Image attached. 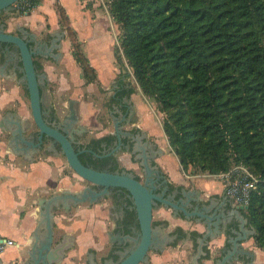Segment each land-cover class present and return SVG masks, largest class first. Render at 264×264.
Segmentation results:
<instances>
[{
  "label": "crops",
  "instance_id": "1",
  "mask_svg": "<svg viewBox=\"0 0 264 264\" xmlns=\"http://www.w3.org/2000/svg\"><path fill=\"white\" fill-rule=\"evenodd\" d=\"M89 1L39 0L38 5L28 13L15 12L0 19V26L5 25L6 33L14 34L18 30L19 35H35L44 46L59 38L60 47L55 53H60L61 56L57 60L41 55L34 57L39 70L41 69L39 72L47 76L41 86L46 104L55 110L58 106L63 107L62 114L58 113L59 120H63L69 112V102L76 101L78 122L75 126H81L85 130L80 143H84L86 139L114 135L116 124L126 134L133 135V130H141L144 136L141 140L146 138L147 142L140 145L148 144L146 147L150 159L158 158L161 170L174 186L200 192L201 201L208 206L213 205L211 212L220 207L219 210L227 214L237 208L231 200L221 206L226 196L224 186H216L212 182L197 180L182 173L177 156L172 154L176 158L175 163L168 158L167 145L150 139L157 136L161 138V142L164 141L150 114L146 112L142 99L145 96L141 89L135 80H128L116 62L119 26L112 19L108 6L89 4ZM57 5L65 11V24L61 23ZM69 29L75 32L84 54L96 71L97 78L94 82L87 83L80 65L72 55ZM44 46L43 51H46ZM131 90L133 92L130 94ZM105 97L109 101L104 109L101 101ZM104 111L113 130L93 134L102 129L101 115ZM5 119L14 130L17 128L16 123L20 122L26 129L25 138L30 137L27 129L32 124V118L26 97L8 58L0 57V121ZM129 137L134 141V137ZM11 140V131L0 128V238L17 243L0 256V264H25L29 260L28 253L35 237L44 238L45 230H38L42 214L41 201L60 195L65 190H72L65 188L68 178L63 174L64 167L60 157L38 151L30 159L26 153H18L15 150L18 145H10ZM149 145L153 146V151L149 149ZM23 147L26 146L20 142L19 148ZM151 153L154 156L151 157ZM122 160L120 157V161ZM85 188L86 186L81 190ZM203 191L207 195L202 194ZM100 202L79 204L74 206L76 208L72 212L62 215L57 214L60 208H56L54 246L69 243L65 257L59 264L98 263L108 233L109 218V201ZM154 217L156 220L167 219L171 227L162 229V234L169 239L163 250L149 253L150 260L147 264H217L232 248L231 240L238 236V225L233 219V226L229 225L226 233L222 226L223 234L216 233L215 238L210 239L204 248L205 254L196 259L198 239L206 233V227L194 220L176 218L174 214L170 216L163 209L158 210ZM177 228L184 231L185 237L179 240L176 234V238L172 240V234ZM194 232L199 233L200 237L193 238ZM242 248L253 253V258L242 255L238 261L228 264H264V251L256 246L253 237L243 242Z\"/></svg>",
  "mask_w": 264,
  "mask_h": 264
},
{
  "label": "trees",
  "instance_id": "2",
  "mask_svg": "<svg viewBox=\"0 0 264 264\" xmlns=\"http://www.w3.org/2000/svg\"><path fill=\"white\" fill-rule=\"evenodd\" d=\"M109 11L120 29L116 59L125 58L143 95L165 113L182 168L215 175L243 163L260 178L243 213L264 251V0H110ZM69 35L84 78L94 82L96 71Z\"/></svg>",
  "mask_w": 264,
  "mask_h": 264
},
{
  "label": "water",
  "instance_id": "3",
  "mask_svg": "<svg viewBox=\"0 0 264 264\" xmlns=\"http://www.w3.org/2000/svg\"><path fill=\"white\" fill-rule=\"evenodd\" d=\"M18 2L19 0H0V19L5 15L17 12L16 4ZM3 44H6V49L9 48V45H13L19 51V53L11 52L12 59L8 60L26 97L31 112L32 124L35 123L39 129L36 142L34 134H31L29 138H25L24 133L26 129L22 127L20 122L16 123L17 128L14 130L9 127L6 119L0 121V128L10 130L12 133V140L9 144L13 147L14 144H17L18 146L15 150L18 153H26V156L30 159L33 154L41 151L46 143H49L48 149H53L56 145H60L61 153L65 156H61L60 158L68 162L69 167L75 174L89 183V186H86L84 190L78 192L65 190L60 195H55L41 201L42 214L38 230H45L44 238L41 239L40 236L35 237V242L28 253L29 260L25 264H59L65 257L69 243L66 242L54 246L56 208L63 205L67 211L70 210L71 206H77L85 202H89L90 204L98 203L100 200L108 197L110 189L113 188H120L129 192L136 207L140 230L136 236H134L135 232L130 231L126 235L116 234L117 232L113 225L117 214L115 213V206L109 202L108 233L97 264H147L150 260L149 252L163 250L169 239L167 235L162 234L160 227L155 228L153 225L154 207L157 206L158 202H161L167 208L170 207L172 209L176 218H178V211L181 210L186 215V219L191 220L186 207L192 206L196 202H202L200 192L182 188L183 198L185 199V201H181L182 205L173 202L174 196L171 202L170 200H165L160 195L154 194L148 184L153 186L154 177L160 171L151 164L146 147L148 144L140 145L139 143L140 139L144 137L143 135L139 137L140 139L135 144L132 154L135 155V160L143 159L140 165L146 176L145 184L137 180L133 172L127 170L121 173H113L95 169L84 164L80 159V155L86 151H76L74 146V144H80V142H77L78 137L76 134L82 135L85 131L83 127L75 126L78 122V113L75 107L76 101L71 100L68 106V114L63 120L55 122L52 125L49 124L45 117L50 114L51 109L48 112L43 110L44 97L41 86L44 84L47 76L39 72L34 57L41 55L57 60L61 56L60 53H55L60 47L59 38L53 39L50 45L47 44L46 46L45 44L44 46L43 42L37 40L35 35L26 37L25 35L6 33L5 25H2L0 26V45ZM43 46L46 48V51H43ZM33 129L35 130V126ZM114 135L121 144V135L133 137L132 134L124 133L118 124L115 125ZM20 142L26 147L20 149ZM149 149L153 151V146L149 145ZM118 151L119 148L113 151L112 154L116 155ZM93 187L103 189L97 191ZM230 200L226 193L225 200L221 206L228 204ZM212 208L213 205L208 206L204 204L203 211L198 212L196 210L198 213H193L202 218V220H196V222L206 227V233L202 234L198 239L196 259L205 254L204 248L210 239L215 238L216 233L223 234L222 226L225 233L227 232L229 225L233 224V219L238 224V236L231 240L232 248L217 264H228L232 263V261H238L242 255L253 258V253L242 248V243L247 242L256 234V230L249 225L248 219L243 214L249 207L235 208L227 214L221 212L219 210L220 207L211 212ZM174 238L176 236L172 237V240ZM117 245L119 247L128 246L117 252L118 259L114 260L111 255Z\"/></svg>",
  "mask_w": 264,
  "mask_h": 264
},
{
  "label": "flooded vegetation",
  "instance_id": "4",
  "mask_svg": "<svg viewBox=\"0 0 264 264\" xmlns=\"http://www.w3.org/2000/svg\"><path fill=\"white\" fill-rule=\"evenodd\" d=\"M17 13L22 14V12H20L18 9H17ZM14 34L19 35L18 30H16ZM0 46H1L0 47L1 59L2 58L12 59L11 52L19 53L18 49L13 45H9L8 49H6V44L0 45ZM49 109H50V106H48L46 104V102L44 101L43 110L45 112H48ZM45 117H46V120H48L49 124H51V125L55 122H60L58 116L56 115L55 109H53V108L51 109L50 114L45 116ZM34 126H35V130L33 129ZM27 132H28V135L34 134L35 141L37 142L39 129L35 125V123L31 124L30 128L27 129ZM132 133H133L134 141H133V138H130L129 136L125 137V136L121 135L122 144L120 143V141L118 140V138L115 135L111 134L108 136H104L101 139L93 138L88 143L82 142L80 144H74V146H75L76 151H81V150L86 151L80 155V159L82 158L88 165H92V166L96 167L97 169L103 170V171H109V172L114 171L113 173H115V172L121 173L125 169V168L120 167L121 161H120V158L118 157V155L120 153L130 154L131 163L132 164H136V163L138 164L142 175L135 174L134 172L133 173L136 175L137 180H139L140 182L145 184L146 183V176H145V173L143 171V168L140 166V162L143 159H141L140 161H136L135 155L132 154V150H133L135 144L138 143V139H140L139 137H141L143 135V132L141 130H133ZM76 136L78 137L77 142H80L81 139L84 137V134H82V135L76 134ZM94 140H102V141L97 144L94 142ZM145 142H147L146 138L143 140L140 139L139 143H145ZM46 144L47 145H45L43 147L41 152L46 153V154L57 155L59 157H61V156L65 157L61 153V146L60 145H56L55 148H53V149H48L46 146H49L48 145L49 143H46ZM118 148H119L118 153L116 155L112 154V152ZM148 152H149V150H148ZM150 156L152 157L154 155L151 153ZM157 159L158 158H151L152 166L158 167L160 172L158 174H156V176L154 177L155 180L153 182V186L148 184L150 187V190H153L154 194L162 196L167 201L170 200L172 202V197L174 196L173 202L178 204V205H182L181 201H183V200L185 201V199L183 198V194H182V187H176L169 181L168 177L161 170V167L159 166ZM117 167H119V168H117ZM125 170L132 172L130 169H125ZM86 186H89V183ZM93 189L100 191L103 188L93 187ZM107 200L110 202L111 205L115 206V213L117 214V217H116V221H115L113 226L115 228V231L117 232L116 234H122V235L125 234L126 235V233H128L130 231V232H135L134 236H136L139 233L140 225H139V221H138V217H137L136 207H135L134 201L131 198L129 192H127L124 189H120V188L110 189V195L108 197H105L104 199H102L100 201L102 202V201H107ZM203 206H204L203 202H196L192 206L186 207V209H188V212L190 215L189 218L192 221L193 220L194 221L202 220V218L200 216L194 215L193 213H198V212L203 211L204 210ZM197 207H198V209H197ZM59 208H60L59 210L63 211L64 214H68L69 212H72V210L76 207L71 206L70 210H67V211L64 209L63 205H60ZM160 209L167 210L169 212L170 216H172V214H174V212L172 211V209L170 207L167 208L165 204L158 202L157 206H155L154 210H153V225H154V227L155 228L160 227L161 229L171 227V224L167 219H164V220H156L155 219L154 214L157 213L158 210H160ZM196 210H198V212ZM178 218L183 219V220H187L186 215L181 210L178 211ZM235 227H236V224H235ZM179 230H182V229L181 228L175 229L174 234H172V236H175L177 234L178 239L181 240V239H183V236H181L180 233H178ZM128 245L123 246V247H119L117 245V247H115L113 249V254L111 255V257L114 260H117L118 256L116 255V253L121 251L122 249H125V247H127Z\"/></svg>",
  "mask_w": 264,
  "mask_h": 264
},
{
  "label": "rangeland",
  "instance_id": "5",
  "mask_svg": "<svg viewBox=\"0 0 264 264\" xmlns=\"http://www.w3.org/2000/svg\"><path fill=\"white\" fill-rule=\"evenodd\" d=\"M109 2H110V0H90L89 4H92V3H97V4H100V5H104L105 4L106 6H108V9H109ZM117 46L119 47V41H117ZM122 60H123L122 62H118L117 59H116V62L118 64L119 68L122 70V72H124L126 74L128 80H130V82H132L133 80H135L134 77H133V72L130 69V67L128 66L127 61L125 60V58H123ZM88 61H89V59H88ZM89 63H90V61H89ZM142 99H143V102H144V105H145V108H146V112H148L150 114L149 116H151L150 118H151V120H153L156 130H158L157 132L160 133V137L162 136V139L164 141L161 142V138H159L157 136H152V137H150V139L153 140V141H157L158 140V141H160V144L165 143L167 145V148H168V153H169V157L168 158L171 160V162H174V163L177 162L176 158L172 155L174 152H173V150H172V148H171V146L169 144L168 138H167V136H166V134L164 132V129H163V122H164V119L166 118L165 113L160 111L159 105L154 99H150V98H147V97L146 98L144 97ZM108 101H109V99L107 97H105V99H103L101 101L103 103L104 109H105V107L107 108ZM62 109H63V107L58 106L57 110H55L57 116H58V113H59V115L62 114ZM101 121H102V129H101V131H94L93 134L102 133L105 130H109V131L113 130V126H112V124L110 123V121L108 119V115L105 114V111H104L103 115H101ZM90 136H92V134H90ZM91 140L92 139H86V140H84V142L87 143V142H89ZM118 157L119 158L121 157L123 159L120 162V167L125 168V169L130 168V170L132 172H134L135 174L142 175L138 164L137 163L136 164H132L131 163L130 154H128V153H120L118 155ZM61 162H62V166L64 167V173L63 174H64L65 178H68V179H66L65 188L66 189H70V190H72L74 192L75 191H80L81 189H83V187H85L88 184V182L83 180L82 178H80L77 174H75V172L69 167L67 161H64V160L61 159ZM183 172L186 173V175L189 176V177H194V179L202 180V181L206 180V181L212 182L216 186L222 185V186H224V188H226L225 182L219 177V175L221 173L220 174H215V175L214 174H210V173L204 172V171L200 170L198 167H194V166H190L186 170L183 169L182 173ZM67 185H68V187H67ZM202 194L207 195V192L203 191ZM57 214L58 215H62L64 213H63V211L60 210V211H58ZM155 214H157V213H155ZM189 226H193V225H189Z\"/></svg>",
  "mask_w": 264,
  "mask_h": 264
},
{
  "label": "built area",
  "instance_id": "6",
  "mask_svg": "<svg viewBox=\"0 0 264 264\" xmlns=\"http://www.w3.org/2000/svg\"><path fill=\"white\" fill-rule=\"evenodd\" d=\"M35 0H19L16 8L22 13H28L37 4ZM219 177L225 182L226 193L237 207H248L254 194L261 190V180L243 163L233 164L227 172L221 173ZM17 243L11 239L0 238V256L10 247Z\"/></svg>",
  "mask_w": 264,
  "mask_h": 264
}]
</instances>
